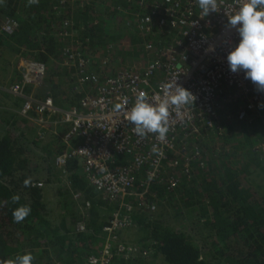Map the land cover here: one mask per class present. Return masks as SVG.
<instances>
[{
    "label": "trees",
    "instance_id": "trees-1",
    "mask_svg": "<svg viewBox=\"0 0 264 264\" xmlns=\"http://www.w3.org/2000/svg\"><path fill=\"white\" fill-rule=\"evenodd\" d=\"M155 1L39 0L29 5L28 0H0V27L7 18L19 21L12 34L0 29V51L44 63L46 88L39 96L52 95L63 109L78 106L93 84L86 81L76 88L78 70L64 64L65 49L74 44L85 53L92 65L86 76L106 73L113 65L118 73L127 67L126 59L137 62L140 55L146 60L144 43L155 44L158 35L155 29L153 34L140 28L137 16L148 14ZM65 21L70 34L66 42L60 36ZM116 43L123 47L117 49ZM109 45L115 47L112 59ZM100 50L101 59L96 58ZM16 81L17 75L8 85ZM9 88L0 89V260L31 252L33 264H85L101 250L104 227L116 206L90 184L78 159L68 162L67 174L57 166L65 147L52 134H36L18 114L22 101ZM228 110L234 117L225 120L224 133L204 142L207 167L171 191L163 183L154 184L149 194L159 203L156 213L137 207L133 211V225L118 237L123 234L137 254L117 257L115 264H264V154L255 148L264 139L263 124L260 119L239 121L238 104ZM28 177L44 187H25ZM47 185L57 186L56 208L49 206ZM15 194L32 209L22 223L12 217L19 206L12 203Z\"/></svg>",
    "mask_w": 264,
    "mask_h": 264
},
{
    "label": "built area",
    "instance_id": "built-area-1",
    "mask_svg": "<svg viewBox=\"0 0 264 264\" xmlns=\"http://www.w3.org/2000/svg\"><path fill=\"white\" fill-rule=\"evenodd\" d=\"M239 3L219 0L220 11L202 17L197 0H156L148 14L137 16L140 28L151 33L155 29L158 35L155 44L144 43L146 63L127 66L113 75L101 70L86 76L90 60L75 45L67 47L64 64L78 70L80 85L76 88L86 81L93 84L80 105L67 109L57 106L52 95L38 94L46 88L47 66L18 58L19 81L9 88L22 101L18 114L40 138L52 134L60 139L65 148L56 164L65 174L68 162L78 159L90 184L116 206L104 227L101 250L85 264H115L117 257L137 254L136 246L118 241V232L133 225L136 207L151 213L158 210V201L149 194L154 184L163 183L171 191L185 177L191 179L207 167L204 142L210 137L218 140L224 133L225 120L234 117L228 110L230 104H238L239 121L251 124L260 119L264 137V92L245 78L243 70L233 73L227 61L240 36L228 26L226 12L237 11ZM18 25L15 18H7L0 29L12 34ZM68 25L65 21L61 30L64 42L70 35ZM164 42L167 47L161 46ZM175 80L196 96L195 104L170 108L169 130L163 141L153 133L138 136L126 119L136 96L144 92L150 99H162L165 87ZM258 150L264 154V139ZM37 185L44 187L41 182ZM74 197L79 199L80 194Z\"/></svg>",
    "mask_w": 264,
    "mask_h": 264
},
{
    "label": "clouds",
    "instance_id": "clouds-1",
    "mask_svg": "<svg viewBox=\"0 0 264 264\" xmlns=\"http://www.w3.org/2000/svg\"><path fill=\"white\" fill-rule=\"evenodd\" d=\"M28 3L38 4L39 0H28ZM197 4L202 10V17L220 11L219 0H197ZM226 15L228 26L236 29L240 36L238 46L227 56L230 70L233 73L243 70L245 78L250 79L258 91L264 92V0H240L238 10L234 13L226 12ZM177 80L165 87L162 99H150L144 92L136 96L130 112L126 113V119L134 125L133 131L138 136L145 137L153 133L163 141L169 130L170 108L179 110L185 105L195 104L196 96L178 84ZM24 186L41 185L33 184L31 177H28L24 180ZM20 199L18 194L11 197L12 203L19 205L12 211L16 223H22L32 210L30 205L20 204ZM33 261L34 256L28 252L16 255L14 259L0 260V264H33Z\"/></svg>",
    "mask_w": 264,
    "mask_h": 264
},
{
    "label": "rangeland",
    "instance_id": "rangeland-1",
    "mask_svg": "<svg viewBox=\"0 0 264 264\" xmlns=\"http://www.w3.org/2000/svg\"><path fill=\"white\" fill-rule=\"evenodd\" d=\"M72 45H74V44H72ZM115 47H117V49L120 50V48L123 47V46L121 44L116 43ZM115 47H114V49H115ZM114 49H112L110 47V45H109L108 54H109V58L110 59H112L113 58L112 56L115 54ZM99 52H100V54H98V56H96V58L98 57V58L101 59V57H103V53H101L102 50L98 51V53ZM0 56H1L0 57V80L2 81L1 82L2 84H0V89L5 91V90H8V88L10 86V85H8L9 80L11 81L13 76H16V75L18 76L17 62H18V58L19 57L16 56V55L14 56V55H12V54H10L8 52H1V51H0ZM136 59H137L136 61L143 60V56L140 55ZM125 61H126V63L124 62L126 64L125 66H132L133 63H129L127 61V59ZM111 68H113V69L111 70L109 68L108 71L105 74H115L116 73L115 69L117 68V66L113 65V66H111ZM13 101L15 102L16 100L13 99ZM15 107H18V106H15ZM56 187L57 186H55V188H53V187L47 185V187L45 188L46 198L48 199L49 206L51 208H56L57 207V203H60V199H59V196H58L59 193H58V190L56 189ZM156 212H154V213H156ZM122 236H124V235L121 234L120 235V239H121V241H124L122 239Z\"/></svg>",
    "mask_w": 264,
    "mask_h": 264
},
{
    "label": "crops",
    "instance_id": "crops-1",
    "mask_svg": "<svg viewBox=\"0 0 264 264\" xmlns=\"http://www.w3.org/2000/svg\"><path fill=\"white\" fill-rule=\"evenodd\" d=\"M165 43H166V42H165ZM164 46L167 47L166 44H165ZM143 62H144V60H140V61L133 62V63H134V64H142ZM258 145H259V143H257V145H255V148H256L257 151H260V150H258ZM260 152H261V151H260ZM119 232H120V231H119ZM117 235H118V234H117ZM118 241L121 242V243L128 244V243L125 242V241H121L120 237H118ZM129 245H131V244H129ZM133 246H134V244H133Z\"/></svg>",
    "mask_w": 264,
    "mask_h": 264
}]
</instances>
